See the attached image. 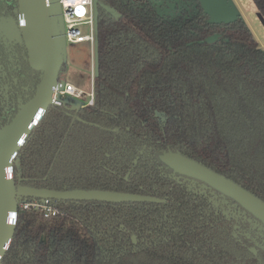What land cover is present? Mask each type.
I'll use <instances>...</instances> for the list:
<instances>
[{
	"label": "trees",
	"instance_id": "1",
	"mask_svg": "<svg viewBox=\"0 0 264 264\" xmlns=\"http://www.w3.org/2000/svg\"><path fill=\"white\" fill-rule=\"evenodd\" d=\"M94 57L93 105L48 106L14 185L164 202L53 201L48 218L19 204L0 264H264V223L160 159L182 155L264 203V51L243 20L210 24L197 0H97Z\"/></svg>",
	"mask_w": 264,
	"mask_h": 264
},
{
	"label": "water",
	"instance_id": "2",
	"mask_svg": "<svg viewBox=\"0 0 264 264\" xmlns=\"http://www.w3.org/2000/svg\"><path fill=\"white\" fill-rule=\"evenodd\" d=\"M197 1L201 10L209 18L210 24H231L238 17L226 0ZM17 4L18 25L12 23L10 29L18 41L25 44L29 65L31 69L41 73V80L34 99L21 110L9 127L0 131V260L13 234L18 198L109 204L164 202L154 197L119 192L84 190L57 192L14 185L11 174L12 159L48 108L49 93L60 79V69L64 62L61 54L62 40L64 41L63 29L58 30L57 0H17ZM96 9L97 0H94L95 19ZM20 22L22 27L19 25ZM160 159L173 173L205 183L234 199L264 223V203L235 183L179 154L166 153Z\"/></svg>",
	"mask_w": 264,
	"mask_h": 264
},
{
	"label": "flooded vegetation",
	"instance_id": "3",
	"mask_svg": "<svg viewBox=\"0 0 264 264\" xmlns=\"http://www.w3.org/2000/svg\"><path fill=\"white\" fill-rule=\"evenodd\" d=\"M11 0H0V131L9 127L36 93L39 72L29 65L28 50L11 32L18 13Z\"/></svg>",
	"mask_w": 264,
	"mask_h": 264
},
{
	"label": "built area",
	"instance_id": "4",
	"mask_svg": "<svg viewBox=\"0 0 264 264\" xmlns=\"http://www.w3.org/2000/svg\"><path fill=\"white\" fill-rule=\"evenodd\" d=\"M57 2L61 10L62 32L65 43L71 45L87 43L93 59L95 44L94 0H57ZM81 26L88 27V34L81 32ZM91 74L90 86L86 91L70 82L59 79L49 93V105L57 108L70 107L71 109L92 106L94 103L93 64ZM19 204L24 210L41 213L45 218L55 216L57 213L53 200L32 199L27 201L24 198H18L16 206Z\"/></svg>",
	"mask_w": 264,
	"mask_h": 264
},
{
	"label": "rangeland",
	"instance_id": "5",
	"mask_svg": "<svg viewBox=\"0 0 264 264\" xmlns=\"http://www.w3.org/2000/svg\"><path fill=\"white\" fill-rule=\"evenodd\" d=\"M235 6L239 11L238 14L245 19L243 22L246 23L247 28L249 29L254 40L258 43L259 48L264 51V27L258 18V11L254 5L253 0H238ZM239 8L241 9V11L239 10ZM56 14L58 30L61 31L62 17L59 7H57ZM19 25L20 27H22L21 22L19 23ZM80 29L82 33L88 34L87 26H81ZM22 33L24 36L23 28ZM215 39V37L209 38L208 42L212 43L215 41ZM61 54L64 64L66 65V71L64 74L60 75V79L70 82L74 84V86L82 90L86 91L87 89H89L90 80L92 77V64L93 70L95 65V57H93L92 59L89 45L87 43L71 45L69 43H65L62 40Z\"/></svg>",
	"mask_w": 264,
	"mask_h": 264
},
{
	"label": "crops",
	"instance_id": "6",
	"mask_svg": "<svg viewBox=\"0 0 264 264\" xmlns=\"http://www.w3.org/2000/svg\"><path fill=\"white\" fill-rule=\"evenodd\" d=\"M227 1V3H228V5L234 10V12L237 14V16L238 17H241L242 19H243V21L245 20L242 16H240L239 14H238V10H237V8H236V6H235V4L237 3V1L238 0H226ZM230 2V3H229ZM231 4V5H230ZM235 8V9H234ZM236 10V11H235ZM239 10L241 11V9L239 8ZM243 14V13H242ZM258 18H259V20L261 21V24L263 25V27H264V23H263V21H262V19H261V17L259 16V13H258ZM245 23V22H244ZM245 25H246V23H245ZM247 27V26H246ZM249 30V29H248Z\"/></svg>",
	"mask_w": 264,
	"mask_h": 264
}]
</instances>
